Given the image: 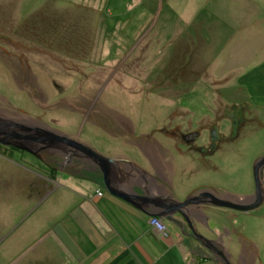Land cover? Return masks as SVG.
<instances>
[{"label": "rangeland", "instance_id": "rangeland-1", "mask_svg": "<svg viewBox=\"0 0 264 264\" xmlns=\"http://www.w3.org/2000/svg\"><path fill=\"white\" fill-rule=\"evenodd\" d=\"M262 51L264 0H0V118L78 135L105 157L152 135L187 161L191 190L248 197L264 157V83L255 93L248 79ZM162 129L198 132L209 168ZM39 153L0 145V264L69 263L54 225L72 200L44 182L53 156Z\"/></svg>", "mask_w": 264, "mask_h": 264}, {"label": "crops", "instance_id": "crops-1", "mask_svg": "<svg viewBox=\"0 0 264 264\" xmlns=\"http://www.w3.org/2000/svg\"><path fill=\"white\" fill-rule=\"evenodd\" d=\"M259 62V67L249 71L248 79L254 80V92L260 83H264V51L261 52ZM201 130L204 131L203 126ZM162 131L165 132L164 137L172 140L180 152H183L182 145L178 144L184 142L187 148L199 153L201 156L194 157L197 163L201 162L202 166L209 168V160L206 158L209 153L205 152L207 146L191 145L184 139V134L171 133L173 129ZM130 133L136 136L132 128ZM135 138L136 141L127 142L131 144L128 148L130 150L117 149L113 155L108 156L118 160L111 174V186L116 192L129 196L136 194L152 201L172 198L179 202L205 190L231 202L246 200L251 196L238 198L218 192L215 187L203 186L191 190L184 177L187 161L183 160V156H180L181 164L177 167L174 159L167 156L171 151L154 140L152 135L140 134L139 138ZM41 160L48 166L43 171L44 182L55 186L54 192L65 191L72 200L65 208L68 209L66 223L54 225L55 239L66 248L68 264L222 263L221 257L210 252L192 236L189 224L179 214L170 219L160 218L168 230V236L156 233L149 223L152 218L149 214L162 210L152 203H140L141 208H138L112 195L105 186L103 174L89 161L82 162L77 158L68 161L64 157ZM200 171L204 175H215L212 167ZM206 180L203 179L202 184H206ZM251 188L250 192H254ZM259 208L252 213L205 206L203 209L188 208L186 214L195 221L196 230L214 241L216 249L231 264H264V203ZM173 220L180 222L181 227ZM240 223V232L246 234L244 238L237 231ZM240 238L250 247H242Z\"/></svg>", "mask_w": 264, "mask_h": 264}, {"label": "water", "instance_id": "water-1", "mask_svg": "<svg viewBox=\"0 0 264 264\" xmlns=\"http://www.w3.org/2000/svg\"><path fill=\"white\" fill-rule=\"evenodd\" d=\"M0 145L13 147L19 151H25L38 157L37 152L47 150H62L73 160L77 158L89 163L98 169L104 177L107 190L114 196L123 198L138 208L141 204L152 203L162 211L150 216L157 218H172L176 214L181 215L185 222L189 224L192 236L198 240L210 252L217 254L222 259L223 264H231L225 255L216 249L214 241L202 236L195 227V221L186 214L188 208L203 209L205 206L216 208H227L237 212H250L259 208L264 203V157L260 158L254 167V177L256 183L255 193L246 200L231 202L223 196H218L209 190L202 191L179 202L172 198L159 199L152 201L148 197L138 195H124L116 192L111 186L112 168L118 164V160L105 157L88 145L79 141L77 135L75 139L57 132L51 128L31 127L27 123L0 118ZM176 225L181 227V223L173 220Z\"/></svg>", "mask_w": 264, "mask_h": 264}, {"label": "flooded vegetation", "instance_id": "flooded-vegetation-1", "mask_svg": "<svg viewBox=\"0 0 264 264\" xmlns=\"http://www.w3.org/2000/svg\"><path fill=\"white\" fill-rule=\"evenodd\" d=\"M199 136V133L197 132H189L186 137L184 138L186 141H188L190 144L195 142V138ZM9 148H13V147H9ZM15 149V148H13ZM17 150V149H15ZM38 153V156H40V153ZM44 154H48L49 156H53L51 158H58V157H66V159L69 161V159L67 158L68 156L66 155V153L62 150H47V151H43ZM50 153V154H49ZM40 158V157H39Z\"/></svg>", "mask_w": 264, "mask_h": 264}, {"label": "built area", "instance_id": "built-area-1", "mask_svg": "<svg viewBox=\"0 0 264 264\" xmlns=\"http://www.w3.org/2000/svg\"><path fill=\"white\" fill-rule=\"evenodd\" d=\"M150 225L152 226V228L155 230L156 233L164 236L168 235V232L166 231L167 229L165 225L161 222V220L157 218H152L150 220Z\"/></svg>", "mask_w": 264, "mask_h": 264}, {"label": "trees", "instance_id": "trees-1", "mask_svg": "<svg viewBox=\"0 0 264 264\" xmlns=\"http://www.w3.org/2000/svg\"><path fill=\"white\" fill-rule=\"evenodd\" d=\"M60 30H61V29H60ZM55 32H56V31H55ZM65 33H66V32H64V35H65ZM50 34H51V33H49V35H50ZM66 34L68 35V37L71 36L68 32H67ZM36 35H38V33H36ZM45 35H47V34L45 33ZM49 35H48V36H49ZM48 36H47V37H48ZM34 37H35V36H34ZM71 39H72V38H71ZM33 40L36 41L37 39H33ZM77 48L80 49V48H81L80 45H79ZM11 149H13V148H11ZM13 150H15V149H13Z\"/></svg>", "mask_w": 264, "mask_h": 264}]
</instances>
